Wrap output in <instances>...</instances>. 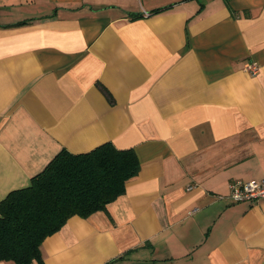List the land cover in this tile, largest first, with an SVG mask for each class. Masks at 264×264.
<instances>
[{"label":"crops","instance_id":"1","mask_svg":"<svg viewBox=\"0 0 264 264\" xmlns=\"http://www.w3.org/2000/svg\"><path fill=\"white\" fill-rule=\"evenodd\" d=\"M105 143L137 175L31 264H264L228 197L264 179V0H0V201Z\"/></svg>","mask_w":264,"mask_h":264},{"label":"trees","instance_id":"2","mask_svg":"<svg viewBox=\"0 0 264 264\" xmlns=\"http://www.w3.org/2000/svg\"><path fill=\"white\" fill-rule=\"evenodd\" d=\"M138 171L134 151L111 143L77 155L61 150L28 187L0 201V262L42 263L47 237L71 217L106 210Z\"/></svg>","mask_w":264,"mask_h":264},{"label":"built area","instance_id":"3","mask_svg":"<svg viewBox=\"0 0 264 264\" xmlns=\"http://www.w3.org/2000/svg\"><path fill=\"white\" fill-rule=\"evenodd\" d=\"M259 67L254 62H248L244 66V72L254 75L258 72ZM228 197L233 202H254L264 199V179L260 181L243 182L236 180L228 185Z\"/></svg>","mask_w":264,"mask_h":264}]
</instances>
